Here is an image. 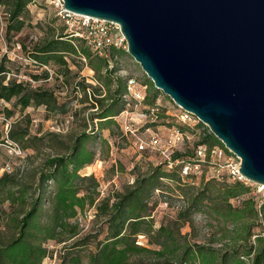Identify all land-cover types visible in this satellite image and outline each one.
<instances>
[{"label": "trees", "instance_id": "trees-1", "mask_svg": "<svg viewBox=\"0 0 264 264\" xmlns=\"http://www.w3.org/2000/svg\"><path fill=\"white\" fill-rule=\"evenodd\" d=\"M35 1L0 0V8L4 7L8 14L7 34L23 28L27 6ZM63 26L51 25V33L31 43L29 50L22 46L32 64L41 69L39 75L31 77L35 81L48 80L51 74L45 66H56L65 82L71 84L73 82L67 79L71 73L67 59L81 62L84 58L81 63L92 70L95 84L80 78L74 80L73 88L83 93L82 102L90 100L89 105L96 108L90 118L96 119L99 126L92 124L67 142L55 132L39 137L31 135L27 116L21 122L11 123L8 137L21 148L36 150L46 143L59 151L44 158L42 169L29 174L30 183L13 173L0 176V202L7 201L11 208L10 212L4 213V227L0 228V264H42L50 256L49 241L54 244L66 242L58 257L61 264H84V259L86 264H137L136 257H145L147 262L144 264H264L261 226L264 199L258 194H255L258 199L249 195L253 193L252 183L230 181L225 176L222 180L201 176L192 181L189 176L182 177L180 166L183 161H193V151L190 154L175 151L171 159L178 163L171 168L165 167L167 162L151 165L148 173L136 177L130 187L99 198L95 175H83L80 171L96 159L93 144L97 138L101 145L107 143V139L99 138L100 131L113 126L119 128L116 117L126 109L122 95L128 76L118 73L121 67L115 59L128 53L122 47L110 45L106 56H98L82 39L65 33ZM4 60L0 58V100L11 101L21 111L28 106L42 105L47 114L67 112L65 103L60 102L50 88L42 84L32 86L15 78L6 80L8 69ZM146 102H149L147 95ZM2 111L6 119L13 114L7 108ZM163 114H160L161 118ZM178 127L189 129L185 125ZM196 144L224 147L210 131ZM165 185L166 189L178 193L183 205L176 208V217L172 221L154 227L151 211L156 202H152V196L156 189L163 193ZM233 199L238 200V204H234ZM90 207L106 225L107 232L95 244L94 250L86 252L84 248L91 234L77 236L79 224L72 220ZM198 212L204 213L209 225L216 228L204 243H192L189 233L182 234L180 229L183 224L191 225L192 216ZM139 235L145 237V244L137 243Z\"/></svg>", "mask_w": 264, "mask_h": 264}, {"label": "water", "instance_id": "water-1", "mask_svg": "<svg viewBox=\"0 0 264 264\" xmlns=\"http://www.w3.org/2000/svg\"><path fill=\"white\" fill-rule=\"evenodd\" d=\"M120 25L153 86L196 115L264 184V0H63Z\"/></svg>", "mask_w": 264, "mask_h": 264}, {"label": "rangeland", "instance_id": "rangeland-1", "mask_svg": "<svg viewBox=\"0 0 264 264\" xmlns=\"http://www.w3.org/2000/svg\"><path fill=\"white\" fill-rule=\"evenodd\" d=\"M54 12L55 7L51 4L45 0H36L34 3H30L27 6L23 28L19 32L12 31L7 34L5 32V26L8 21L6 16L7 11L4 7H1L0 58L3 57L5 59L4 65H6L8 69L5 75L6 80L15 78L20 81H27L32 86L42 84V86L50 88L54 94L57 95L58 100L65 103L67 112H58L56 115L47 114L42 105L39 107L28 106L21 111L19 107H14L11 101L8 103L0 100V137L4 134V125L6 122H8L10 126L14 121L20 120L19 122H21L23 117L26 118V116L29 119L28 126L31 135L39 137L47 132H55L59 133L60 138L67 142L70 141L69 139L77 132L85 129L88 130L92 124L94 127L99 126L96 119L92 121L90 118L91 113L96 112V108H92L89 105L90 100H88L87 103L82 102L81 96L83 93L75 91L73 88L74 80H81L80 78L87 79L91 84L95 82L93 79L94 77H92V70L85 63H81L83 61L79 62L77 59H75V61L71 58L67 59L71 69V73L67 75V79L69 82H73L71 84L65 82L64 76L59 73L56 66L48 68L51 74V78L48 80L40 78L39 81H35L31 77V75L34 74L39 75L41 69H38L37 66L32 64L28 58V52L25 51L22 46L25 45L27 50H29L31 43L39 41L51 33L49 32L51 25L57 27L63 26L62 21L54 15ZM115 61H118L121 70L125 72L124 74V72L119 70L118 73L121 76H134L140 84L146 85L145 91L149 102H146L145 97L141 105H134V102L130 103L128 113L119 114L118 117H116V122L120 124L119 128L113 126L111 129L103 128L100 131L99 138L107 139V143L101 145L100 139L97 138L93 144L96 149V159L80 172L83 175H89V173L95 175L99 185V198L104 197L106 194L121 192L130 187L133 185L132 183L136 177L146 175L151 165H155L157 160L161 159H159V156L155 152H138L136 146H134V138H132L129 132H126L122 128L126 123H131L138 128L140 133L145 130L146 125L140 117V113L143 111L142 105L158 103L164 109L161 120L152 127L161 137V147L164 146L163 142L168 133V127L176 123L172 116L175 111L173 101L168 95L162 91H156L152 87L148 77L145 76L139 64L128 54L118 55ZM62 81L65 83L63 82V84ZM89 90L88 88V91ZM3 108L13 111L10 118H5V113L2 111ZM85 117L87 118L86 121L84 120ZM207 128V126L205 127L202 124L189 127L187 130L188 137L178 146L177 151L190 154L193 146L209 133V129L207 130ZM22 149L24 151L23 156L18 157L13 154L10 155L5 146H0V176L3 173H13L19 175L21 180L28 181L30 180V173H35L42 169L45 157L57 154L59 151L58 148H51L46 143L42 144L36 150L31 147L27 149L22 147ZM28 182L30 183L31 181ZM167 185L162 187L163 193L155 191L152 196V202H156L151 211L154 227L160 224H168V222L172 221L176 217V208L183 205V200L178 193L168 188L166 189ZM249 195L258 199L253 193ZM163 201L168 202L167 207L162 206L161 202ZM232 202L238 204V200L233 199ZM10 211L11 208L7 201L0 202V216L2 220L0 222V228L4 227V213ZM94 211V208L90 207L84 212H79L75 219L72 220L73 222L77 221L79 224L80 234L77 236L83 237L91 234V237L87 241L88 244L84 248L86 252L94 250L96 248L95 244L99 240H102L107 232L106 225L102 222L101 218H97L94 215ZM191 221V225L183 224L180 229L182 234L189 233V240L192 243H204L207 238H209V234L216 229L214 226L212 227L209 225L208 218L201 212L194 214ZM1 230L4 231L3 229ZM72 240L73 239L70 241ZM137 240L140 244H145L146 242L143 236H138ZM63 243L54 244L53 241H49L47 247L50 249V256L46 257L42 264H61L58 257L63 250ZM134 259L137 261V264H144V262H147L145 257H136ZM85 261L84 259V264H86Z\"/></svg>", "mask_w": 264, "mask_h": 264}, {"label": "built area", "instance_id": "built-area-1", "mask_svg": "<svg viewBox=\"0 0 264 264\" xmlns=\"http://www.w3.org/2000/svg\"><path fill=\"white\" fill-rule=\"evenodd\" d=\"M45 1L55 7L54 15L58 17L65 26L64 32L82 39L88 46H90L94 54L98 56H106V51L110 45L127 49L125 36L120 29L119 23L116 21L113 22L103 18L99 19L85 14L81 15L71 11L68 12L64 8L63 0ZM82 61H84V58H82ZM45 67L48 69L47 66ZM121 72L124 71L121 70ZM145 89L146 85L140 84L136 77H127L125 93L122 95L126 109L121 111L120 115L128 113L130 103L134 102V105H141L146 97ZM174 106L175 111L172 116L176 123L171 124L168 127V133L165 136L166 138L163 142L164 146L162 147L161 137L157 131L152 128L157 122H159V120H161L160 114L164 113L163 107L158 103H152L149 105L144 104L141 106L143 107V111L140 113V117L146 125V128L142 133H140L138 128L131 123H124L125 125L123 127L121 126L126 132H129L132 138H134V146H136L138 152H155L159 156V159L161 158L160 160H157L156 164L167 162L165 167L168 168H171L173 164L178 163V160H174L173 162L171 157L175 151H177L178 146L188 137L187 129L182 130L178 125H185L189 128L202 123L196 115H193L181 106L176 104H174ZM4 120L7 121L6 119ZM4 126V134L0 137V146H5L10 155L13 154L22 157L24 151L20 144L8 137V132L11 126H9L8 122H6ZM203 126L206 127L205 124H203ZM192 151L194 152L195 157L193 161H183L180 166L182 177L189 176V181H192L199 179L201 176H203L204 179L214 177L218 180H222L225 176L230 181H239L243 184L252 183L253 193L261 195L264 199V184L255 183L241 175L239 172L240 159L231 150L220 146L209 147L206 144H196L193 146ZM156 191L159 190L156 189ZM161 203L163 207H167L168 202L163 201ZM261 226L262 234L264 235L263 220L261 221ZM137 243L140 242L138 241Z\"/></svg>", "mask_w": 264, "mask_h": 264}]
</instances>
